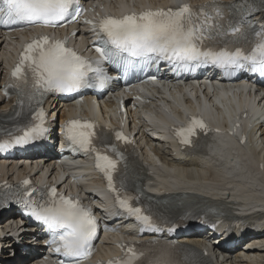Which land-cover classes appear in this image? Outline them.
Masks as SVG:
<instances>
[{
  "label": "snow or ice",
  "instance_id": "snow-or-ice-1",
  "mask_svg": "<svg viewBox=\"0 0 264 264\" xmlns=\"http://www.w3.org/2000/svg\"><path fill=\"white\" fill-rule=\"evenodd\" d=\"M261 3L264 4V0ZM76 4L77 0H0V25L41 23L57 26ZM261 10L264 9H255ZM83 11L77 9L76 17ZM253 14V9L245 0L231 5L209 0L196 6L182 2L167 8L149 6L120 16L99 15L86 21L102 37V46L96 48L99 56L95 60L85 58L68 47L67 38L59 40L40 34L24 47L11 73V80L4 89L5 95H9V89L19 93L18 107L23 109L25 104L28 105V123L18 129L22 133L20 135L6 131L5 136L0 137V149L27 144L46 135L49 131L45 126L47 114L42 107L45 95L70 93L89 86L90 73L103 86L108 77L100 65L105 60H163L177 69L215 65L233 70L245 64L264 68V21L251 19ZM197 127L207 130L202 118L193 116L187 127L177 129L181 142L191 143L190 137ZM96 128L95 122L90 120L72 119L64 125L70 146L78 145L80 149L96 153L97 167L105 174L109 189L116 194L119 206L142 223L141 231H163L166 221L154 218L147 209L133 207L129 203L132 198L122 192L123 181L119 188L114 183L113 173L117 171L118 160L103 154L94 145ZM116 137L130 142L123 132H117ZM111 150L117 151L114 145ZM118 156L123 159L122 153ZM30 184L27 179L21 182V186ZM4 187L10 186L5 184ZM36 191L32 188L26 193L24 203L27 214L47 225L53 236L51 243L57 245L56 252L62 251L67 257L77 258L71 264H80V260L88 258L93 251L97 220L92 210L85 207L78 197L59 193L54 185L49 186L47 194L39 200L32 198V193ZM168 230L174 231L175 226ZM122 247L125 248V255L113 258L107 264H138L145 256L134 245ZM151 264L166 262L155 260Z\"/></svg>",
  "mask_w": 264,
  "mask_h": 264
},
{
  "label": "bare ground",
  "instance_id": "bare-ground-1",
  "mask_svg": "<svg viewBox=\"0 0 264 264\" xmlns=\"http://www.w3.org/2000/svg\"><path fill=\"white\" fill-rule=\"evenodd\" d=\"M9 44L7 48L2 47L0 44V55L9 52L13 46ZM3 78V72L0 66V84ZM168 86L169 85H165ZM191 89V90H190ZM190 90L191 93H195L196 88H178L173 91L169 90L167 94L170 97V107L172 111H180L181 106L184 105L186 95L184 91ZM216 100H221L225 104L230 102L231 96H227L230 92L225 89H216ZM155 95L162 94V91L158 86L154 91ZM234 96V94H233ZM250 99V97L248 98ZM162 101V100H161ZM163 102V101H162ZM191 104V100H186L185 105ZM11 103L6 102L0 95V107L8 108ZM157 105L152 103L148 105H139L136 113H132L129 110V120L128 126L129 130L137 131L139 138L142 139V144L146 148L144 153L140 156L137 162V169L144 174L150 173L155 170V175L160 179L159 182L156 180L149 182V189L152 192L161 191L162 185L166 184V190L172 191V193H177L179 195H191L192 197H201L203 199V205L212 206L215 209H220L221 213H231L228 210L231 201L227 200L226 194L231 191V188L235 190L246 191L248 194L256 195L260 200H264V127L257 129L258 135L250 136L248 144L253 142L255 145H259V149H254L249 160H242V165L239 167V162L233 160L229 162L225 170L221 169V158L223 153H221V148L213 140L210 141L208 147H205L198 154L190 157H183L174 154L173 148L171 147V141L165 132V125L169 121L167 115L159 114L155 108ZM48 107L56 111L59 109L58 104L54 102H49ZM83 106L80 107V109ZM262 103L252 108L251 111L256 114V110H261ZM113 113V112H111ZM145 116L149 119H145ZM224 117V115L222 114ZM221 117V116H218ZM214 152H217L213 154ZM237 160V159H236ZM74 162L67 161L65 167L67 170L73 171L76 175L84 174L88 169L85 163L80 164L78 167L73 166ZM262 164V165H261ZM40 163L35 166L29 165L20 169V171H25L28 168L34 170L39 168ZM45 167L38 170L39 172ZM5 165H0V171H6ZM50 170V166H46L45 172ZM30 172V171H29ZM44 172V174H45ZM55 172L53 168L51 174ZM63 174L67 173L62 170ZM36 172L34 175H37ZM88 176L80 178V183L89 187ZM87 187V188H88ZM161 194L164 191L160 192ZM198 194V196H195ZM2 221V220H1ZM2 223V222H0ZM226 226V225H224ZM217 239V238H215ZM188 242L192 240L189 238L185 239ZM259 240H264V235L254 236L253 238L247 240L251 250L246 252L247 257L242 258L238 253H234L232 257H228L225 262H217L216 264H264V251L256 250V243ZM198 241H201L199 239ZM27 242V241H25ZM120 242V237H115L114 239L107 238L104 245L99 251L98 257L110 258L113 254V244ZM38 244L37 241L29 240L26 244ZM9 260V259H8ZM6 260L4 264H9ZM21 264H32L30 262H25Z\"/></svg>",
  "mask_w": 264,
  "mask_h": 264
},
{
  "label": "rangeland",
  "instance_id": "rangeland-1",
  "mask_svg": "<svg viewBox=\"0 0 264 264\" xmlns=\"http://www.w3.org/2000/svg\"><path fill=\"white\" fill-rule=\"evenodd\" d=\"M2 46L4 47V46H6V44H3ZM14 261H16V262H12L11 264H21V263L17 260V257L15 258Z\"/></svg>",
  "mask_w": 264,
  "mask_h": 264
}]
</instances>
